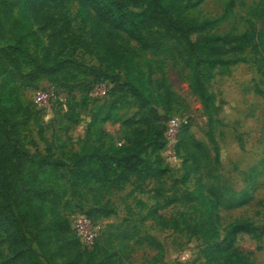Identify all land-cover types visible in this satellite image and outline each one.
I'll use <instances>...</instances> for the list:
<instances>
[{
  "label": "trees",
  "instance_id": "16d2710c",
  "mask_svg": "<svg viewBox=\"0 0 264 264\" xmlns=\"http://www.w3.org/2000/svg\"><path fill=\"white\" fill-rule=\"evenodd\" d=\"M236 1L224 0L219 17L198 19L188 12L204 0H0V264H119L109 238H98L90 248L80 242L62 214L67 204L62 203L64 192L45 187L44 178L65 170L72 193L85 190L93 199L87 214L91 220L114 214L108 203L103 204L105 196L128 185L140 192L148 182L159 185L167 173L161 152L175 99L154 58L180 62L188 71L189 90L212 123L215 107L207 90L210 80L216 74H228L246 52L258 56L264 65V0H255L249 8L242 33L217 32L232 16ZM72 4L76 5L74 16ZM26 19L42 36L27 28ZM8 28L23 37L5 43ZM71 47L94 57L98 67L83 68L52 55ZM41 82L62 84L71 99L74 93L88 96L102 82L112 85L91 114L78 152L68 158L52 154L48 147L42 153L32 140L25 143L23 133L37 112L22 104L20 94ZM125 100L135 109L133 117L122 123L127 136L123 143H106L104 126L115 122ZM208 140L215 143L211 130ZM175 150L183 155L188 169L185 178L195 176L196 188L171 196L154 188L153 199L157 203L161 199L162 208L179 204L185 210L164 218L151 209L147 217L161 229L213 244L218 212L246 205L248 191L226 197L214 183L204 182L203 146L188 136L186 128L177 135ZM250 172L256 176L255 168ZM252 229L240 219L229 223L221 245L203 249L205 263L255 264L236 246L237 237ZM121 238H127L126 232L117 235ZM145 241L157 252L151 264H160L161 244L151 237ZM3 247L9 248V256H3Z\"/></svg>",
  "mask_w": 264,
  "mask_h": 264
},
{
  "label": "rangeland",
  "instance_id": "374dc122",
  "mask_svg": "<svg viewBox=\"0 0 264 264\" xmlns=\"http://www.w3.org/2000/svg\"><path fill=\"white\" fill-rule=\"evenodd\" d=\"M21 2V0H8ZM255 0H237L233 14L222 22L217 32L220 34L245 30V21L249 8ZM76 5L72 4L71 14L75 15ZM224 0H204L197 8L188 12L198 19L215 18L223 14ZM26 26L36 33L38 27L26 19ZM42 36V35H41ZM23 36L20 32L8 28L4 42H14ZM47 45L46 36L43 37ZM29 49L35 52L31 46ZM52 55L63 62H74L83 68L98 67L96 59L78 47L65 51L53 52ZM162 67L163 77L174 94L175 104L168 120H173L178 127V136L187 129L188 136L203 146L201 175L204 182L214 183L226 197L239 196L246 189L248 203L233 209H221L216 222L217 237L213 244L204 242L198 236H187L170 229H161L149 217L147 212L156 209L164 218L175 217L185 210L179 204L162 208V200L153 199L154 188H162L164 196L175 192L192 191L196 188V178L190 175L185 178L188 169L183 162V155L176 157L161 152L163 165L167 173L159 185L148 182L143 191H135L128 185L121 191L105 196L103 204L108 203L114 214L108 218L91 220L87 217L93 207V199L85 190L72 193L65 179V170L50 173L44 178V186L64 192L62 203L66 207L62 214L68 219L70 228L78 238L90 232L93 243L98 238H109L114 250L118 253L119 264H151L157 252L145 241L151 237L162 246L160 264H206L203 249L207 246L221 245L224 228L236 219L250 224V233L240 234L236 246L247 254L255 264H264V65L259 57L244 53L240 62L230 68L228 74H216L208 84V92L214 98L215 115L212 123L203 112L199 99L189 90L188 71L180 62L164 57H156ZM97 86V87H96ZM111 84L102 82L95 85L92 91L101 92L102 97L91 93L81 96L74 93V99L67 94L62 84L54 85L41 82L35 89L24 90L20 100L24 106L37 112L34 120L28 125V140H32L37 149L44 153L48 147L52 154L68 158L78 152L85 140L90 116L102 104ZM94 92V93H95ZM38 96H42L40 99ZM135 109L129 100L115 113V122L108 123L104 130L108 133L107 142L123 143L127 129L122 123L132 118ZM162 114L161 111H159ZM75 121V122H74ZM212 131L214 144L208 140ZM151 148L147 149L149 155ZM256 169V176L251 169ZM84 217L88 224L82 222L83 234L78 236L76 226ZM126 232L127 238L117 239V235ZM263 232V233H262ZM87 235V234H86ZM89 236H86V238ZM9 248L3 247V256H9Z\"/></svg>",
  "mask_w": 264,
  "mask_h": 264
},
{
  "label": "built area",
  "instance_id": "2783aa9c",
  "mask_svg": "<svg viewBox=\"0 0 264 264\" xmlns=\"http://www.w3.org/2000/svg\"><path fill=\"white\" fill-rule=\"evenodd\" d=\"M97 87V86H96ZM91 91V95L99 96L102 97L101 92H95ZM42 96H38L40 99ZM177 135H178V127L175 124L173 120H168L166 123V130H165V140H166V145L164 150H166L167 154L173 157H176V150H175V145L177 142ZM82 222L85 224H88V221L84 218L81 217V219L78 221V225L76 226V232L78 233V236L83 234V225ZM87 234V235H86ZM86 234H83L84 239L79 238L80 242L86 246L87 248H90L93 244L92 236H90V232H86ZM86 236H89L86 238Z\"/></svg>",
  "mask_w": 264,
  "mask_h": 264
}]
</instances>
